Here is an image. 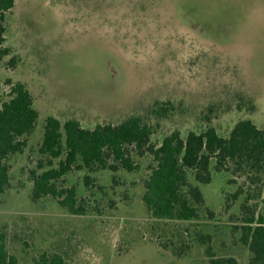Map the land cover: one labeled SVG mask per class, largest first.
<instances>
[{"label": "rangeland", "instance_id": "374dc122", "mask_svg": "<svg viewBox=\"0 0 264 264\" xmlns=\"http://www.w3.org/2000/svg\"><path fill=\"white\" fill-rule=\"evenodd\" d=\"M4 26L0 105L5 82H18L39 114L24 152L9 160L0 202L9 255L20 264L42 253L65 264H209V246L216 258L248 264L243 220L264 216V175L212 172L200 185V218L173 221L143 205L149 157L115 183L108 170L64 176L58 186L76 189L83 215L51 197L33 201L30 171L45 161L38 148L49 116L90 129L136 116L155 141L208 126L225 135L243 119L264 127V0H15Z\"/></svg>", "mask_w": 264, "mask_h": 264}, {"label": "trees", "instance_id": "16d2710c", "mask_svg": "<svg viewBox=\"0 0 264 264\" xmlns=\"http://www.w3.org/2000/svg\"><path fill=\"white\" fill-rule=\"evenodd\" d=\"M14 6L15 0H0V42L6 15ZM1 54L7 51L0 50ZM5 84L9 86V99L0 105V202L11 183L9 160L24 152L39 118L27 87L9 80ZM157 134L153 126L136 116L91 129L82 127L75 119L62 124L55 117H47L38 148L45 161L40 160L36 169L30 171L32 200L51 197L68 213L83 215L85 209L76 204V189L58 186L64 176L82 170L89 174L108 170L115 183L117 172H135L139 169L137 159L149 157L142 196L147 214L155 220L193 221L200 218L205 208L200 185L211 183L212 172L250 174L254 181L258 180L256 175H264V127H257L251 120H239L225 135L213 126L184 135L174 130L160 141L154 140ZM188 172L196 184L189 182ZM92 182L89 175L84 177L86 186ZM243 223L241 242L250 252L248 264H264V216L248 217ZM208 241L209 236L199 237L201 244ZM205 252L209 264H237L234 258H216L209 246ZM0 264H20L8 254L6 237L1 231ZM34 264L65 262L60 255L42 253Z\"/></svg>", "mask_w": 264, "mask_h": 264}]
</instances>
